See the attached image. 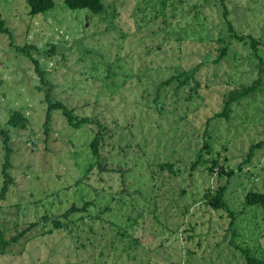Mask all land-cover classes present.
<instances>
[{
    "label": "rangeland",
    "instance_id": "374dc122",
    "mask_svg": "<svg viewBox=\"0 0 264 264\" xmlns=\"http://www.w3.org/2000/svg\"><path fill=\"white\" fill-rule=\"evenodd\" d=\"M197 1L190 0L189 5L167 0L163 6L161 0H104L107 11L100 15L55 0L54 8L31 15L26 0H0V16L12 32L0 33V121L7 126L14 109H21L29 119L26 128L9 127L11 172L16 181L7 199L0 201V220L8 238L20 235V239L0 255V264H97L100 242L84 229L85 221L53 229L44 219L45 215L62 216L76 201L81 206L88 192L79 191L75 183L94 160L89 145L96 126L75 128L61 110L54 111L45 125L48 103L45 91L38 88L40 76L30 58L16 48L26 44L35 45L32 54L47 70L57 99L81 116L96 114L107 123L118 120L111 159L127 168L131 192L144 190L146 198L159 202V210L166 212L160 221L170 226L166 229L180 226L174 235L160 230L146 209L150 213L141 218L135 233L153 250L151 264H244L235 244L264 254V209L245 204L250 189L264 191V149L245 166V171L253 173L237 179L227 195V202L239 212L234 225L230 211L216 210L204 200L206 186L216 187L219 179H203L198 171L190 176L188 166L203 146L199 129L206 116L220 109L225 91L252 80V68L238 58L212 63L202 70L205 99L197 107L175 95V80L160 93L167 111L160 115L155 108L160 82L201 62L209 49L218 46L219 12L209 4L202 12L193 8ZM227 5L234 23L264 42V0H227ZM110 62H117L115 74L106 78ZM179 92L187 96L186 90ZM175 107L178 113L172 115ZM234 108L231 120L223 118L215 131V152H222L231 167L243 162L253 141L264 140V92L257 91ZM119 143L131 146L122 151ZM5 151L0 139V187ZM167 158L176 160L181 177L154 185L151 170ZM119 173L107 175V187L118 189ZM98 177L94 173L90 182L96 183ZM227 180L223 175L219 184ZM184 185L189 190L181 196L179 189ZM171 187L175 191H169ZM136 193L133 202L146 199ZM87 198L99 200L96 191ZM173 200L180 204L196 200L182 225ZM111 206L119 208L116 202ZM109 214L106 211L105 216ZM187 247L191 254L186 253ZM119 256L121 261L111 259L106 264H129L124 254Z\"/></svg>",
    "mask_w": 264,
    "mask_h": 264
},
{
    "label": "trees",
    "instance_id": "16d2710c",
    "mask_svg": "<svg viewBox=\"0 0 264 264\" xmlns=\"http://www.w3.org/2000/svg\"><path fill=\"white\" fill-rule=\"evenodd\" d=\"M166 1L167 0H161V4L164 6ZM199 1L201 0H198L197 3L193 5V8H197L202 12L207 6L206 4H209L216 7L219 12V22L215 24L218 30V38L216 39L218 46L216 49H209L204 54L201 62L195 63L191 67L179 71L178 74H174L167 80L160 82L154 100L156 103L155 108L160 115L167 111L164 105L162 106L163 103L160 100V93L166 86L172 84L175 80L178 81V84L175 86V95L178 96L179 99L188 101V105L193 104L197 107L203 99H205L204 93L201 90L203 83L202 77L205 75L202 70L212 63L217 64L227 59L238 58L240 63L246 61L245 64L252 68V75H254L252 80L225 91L223 93V99L219 103L220 109L214 111L211 116H206V120L202 125L203 127L199 129V135H201L203 146L196 152V158L192 159L188 165L190 167V176L194 175L195 171H198L203 179H206L207 176L209 178L216 177L219 179L217 180L218 185L216 187L210 183L206 186L204 200H206V204L216 210L220 211L221 209H226L230 211V215L233 218L231 225H234V221L238 217L239 212L233 209L227 202V195L237 179L242 175L250 176L253 173L251 170L245 171L244 169L245 166L251 164L253 159L259 154L258 151L264 149V140L258 142L253 141L249 146V150L243 162L239 163L237 167H231L226 157L223 158L222 152H215V145L218 139L215 131L217 123L222 121L223 118L231 120V114L235 109L234 106L236 103L257 91L264 92V49L262 48L264 42L262 41V37L252 32H246L245 29L241 28L242 26H238L237 23H234L231 18L232 11L227 5V0H205V3ZM65 2L71 9L87 8L94 14L101 15L105 14L107 11L104 0H65ZM178 2L179 4L187 3L190 5V0H178ZM26 4L29 13L31 15H37L54 8L56 2L55 0H26ZM199 11L195 14L196 16L201 13ZM5 24L6 20L0 16V33L8 32L12 34ZM16 48L19 52H23L30 58L40 76L41 83L38 88L45 91L46 101L48 103L46 126L52 120L54 111L58 110L62 111L68 123L75 128H80L88 124L96 126L94 137L89 145L94 160L90 162L83 178L76 180L75 183L79 186V191L88 193L84 196L85 198H83L81 206L77 204V201L74 202L62 216L45 215L44 219H46L47 224L51 225V228L53 225V229H62L69 228L70 225L78 221H85L84 229L87 230L88 233L94 234L96 239L99 237L100 242L96 246V248L98 247L99 249L98 257L96 258L97 264H106L111 259H114V262H119L122 260L119 255L122 254L129 260V264H151L153 260V250L149 249L135 233L136 229H139L140 220L151 212L153 213L154 219H157V221H153V224L158 223L157 228L163 230V228L166 229L170 226H168L166 222L160 221V216L165 215L166 212L159 210V202L146 198L144 196V190L137 189V191L131 192L132 185L129 184L124 172L127 168H124L121 161L115 160V157L111 159L112 156L110 154L117 143L112 139L113 129L116 127L114 125L118 124V120L114 119L113 123H107L96 114L92 116H81L78 114L74 107H70L64 103L63 100L57 99L53 95L54 84L47 76V70L44 68L40 59L32 54L33 49L36 48L35 45L26 44L25 46H17ZM115 63L117 62L109 63V72H107L106 78H112V74H115V67H113ZM118 88L119 87H117V89ZM180 89L186 90L187 96L183 97L181 94H178ZM199 99L200 101H198ZM178 106L181 107L180 105ZM177 107L170 112L172 115L178 113L176 111L178 110ZM186 112L187 110L183 111L184 114ZM183 113H180L181 118L183 117ZM28 121V117L21 109H14L11 111L7 126L0 121V139L3 141L6 150L2 163L3 184L0 187V201L7 199L11 185L15 184L16 181L11 172L13 168V147L11 145L9 127L23 129L27 127ZM118 146L123 151L131 145L129 143L125 145L119 143ZM158 164H160L159 168L151 170V180L154 181V185L158 182L166 183L168 179L176 180L181 177L180 170L177 169L175 165L176 160L167 158V160L162 163L159 162ZM117 172H120L118 174L120 179V184L117 186L118 189L113 185L107 187V175ZM94 173L99 175L98 179H96V183H104L105 185L100 187L97 186L98 184L95 182H90ZM223 175H227L228 180L223 184H219L220 178ZM183 179L185 178L182 177V180ZM192 181H194L193 178ZM173 188L174 187H171L169 191H175ZM179 190L181 191V196H186L189 190L188 185L182 186ZM91 191L97 192L99 200H89V198H87ZM136 192H138L141 198L145 197L146 199H137L133 202V198L137 194ZM157 196L158 194L156 193L155 198ZM196 200H193V203ZM245 200L247 207L261 206L264 209V191L252 188L246 194ZM113 202L117 203L118 209H114L111 206ZM173 203L177 207L176 214L182 219L180 223V225H182L185 223L184 219L191 215V207L194 204L192 202L180 204L175 203L174 200ZM92 206L95 207V209H93ZM146 209H149L150 212H146ZM106 211L110 213L108 217L105 216ZM71 215H75V218H73V216L71 217ZM117 215L119 216L117 217ZM179 227L180 226H176L175 229L166 230L173 232L172 235H174V233L180 230ZM194 229L193 227L192 230ZM234 233L233 241L235 242L237 239V232L235 231ZM189 238H192V236H189ZM19 239L20 235L8 238L6 230L0 220V255L8 253L11 245L18 242ZM92 244H94V241ZM84 245L83 243V246ZM235 245L241 251V255L244 256V264H264V254H256L249 247H245L241 244ZM184 249L187 254H191V249L189 247Z\"/></svg>",
    "mask_w": 264,
    "mask_h": 264
}]
</instances>
